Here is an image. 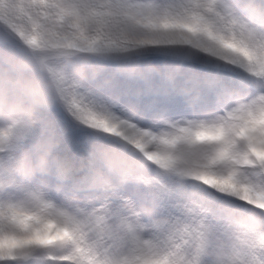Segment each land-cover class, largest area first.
<instances>
[{
    "label": "snow or ice",
    "instance_id": "6c2138e0",
    "mask_svg": "<svg viewBox=\"0 0 264 264\" xmlns=\"http://www.w3.org/2000/svg\"><path fill=\"white\" fill-rule=\"evenodd\" d=\"M0 102V264H264V0H0Z\"/></svg>",
    "mask_w": 264,
    "mask_h": 264
},
{
    "label": "clouds",
    "instance_id": "9594fccd",
    "mask_svg": "<svg viewBox=\"0 0 264 264\" xmlns=\"http://www.w3.org/2000/svg\"><path fill=\"white\" fill-rule=\"evenodd\" d=\"M49 101L50 90L48 84L45 81H37L32 86L29 97H17L10 103L18 110V112L31 114L37 105L48 103ZM2 107V102H0V109H2Z\"/></svg>",
    "mask_w": 264,
    "mask_h": 264
}]
</instances>
